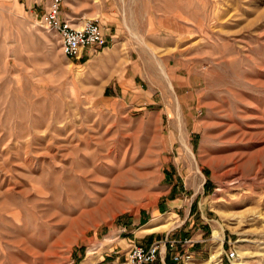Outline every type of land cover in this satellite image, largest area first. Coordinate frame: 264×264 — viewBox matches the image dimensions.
I'll use <instances>...</instances> for the list:
<instances>
[{
    "label": "rangeland",
    "instance_id": "obj_1",
    "mask_svg": "<svg viewBox=\"0 0 264 264\" xmlns=\"http://www.w3.org/2000/svg\"><path fill=\"white\" fill-rule=\"evenodd\" d=\"M45 7L0 0V264H264V0H65L74 59Z\"/></svg>",
    "mask_w": 264,
    "mask_h": 264
},
{
    "label": "built area",
    "instance_id": "obj_2",
    "mask_svg": "<svg viewBox=\"0 0 264 264\" xmlns=\"http://www.w3.org/2000/svg\"><path fill=\"white\" fill-rule=\"evenodd\" d=\"M46 7L39 18L40 25L58 36L60 50L67 59H74L87 49H102L106 39L101 27L94 20L71 19L62 14L65 0H45ZM190 239H175L170 233L154 240L149 246L134 245L129 248L123 264H164L169 256L172 264H193L192 253L186 246H192ZM235 256L233 251L225 254L227 261Z\"/></svg>",
    "mask_w": 264,
    "mask_h": 264
},
{
    "label": "crops",
    "instance_id": "obj_3",
    "mask_svg": "<svg viewBox=\"0 0 264 264\" xmlns=\"http://www.w3.org/2000/svg\"><path fill=\"white\" fill-rule=\"evenodd\" d=\"M138 220H140V219H138ZM170 235H171L172 237L174 236L173 233H170ZM164 237H165V236H164ZM164 237H160L159 239H162V238H164ZM133 238H134V237H133ZM154 240H156V239H154ZM154 240H153V241H154ZM153 241H151V242H149V243H145V244H139V243L137 244V243H135L134 241H130V244H128V246H129V248L132 247V246H134V245H141V246L147 247V246H149ZM191 253H192V256H193V259H194V260H196L197 256L200 255V252H194V251H192V250H191ZM156 264H159V263H156ZM164 264H172L169 256H168V257L166 258V260L164 261Z\"/></svg>",
    "mask_w": 264,
    "mask_h": 264
},
{
    "label": "bare ground",
    "instance_id": "obj_4",
    "mask_svg": "<svg viewBox=\"0 0 264 264\" xmlns=\"http://www.w3.org/2000/svg\"><path fill=\"white\" fill-rule=\"evenodd\" d=\"M115 56H116V54H115ZM158 222L156 221V222H152V224H157ZM217 241H220V239H218L217 238Z\"/></svg>",
    "mask_w": 264,
    "mask_h": 264
}]
</instances>
